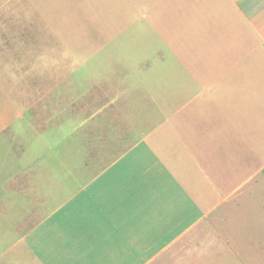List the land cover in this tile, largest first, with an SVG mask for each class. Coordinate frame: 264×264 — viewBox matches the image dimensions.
I'll use <instances>...</instances> for the list:
<instances>
[{
  "label": "crops",
  "instance_id": "obj_1",
  "mask_svg": "<svg viewBox=\"0 0 264 264\" xmlns=\"http://www.w3.org/2000/svg\"><path fill=\"white\" fill-rule=\"evenodd\" d=\"M111 17L129 92L71 10L0 0V264H264V0Z\"/></svg>",
  "mask_w": 264,
  "mask_h": 264
},
{
  "label": "rangeland",
  "instance_id": "obj_2",
  "mask_svg": "<svg viewBox=\"0 0 264 264\" xmlns=\"http://www.w3.org/2000/svg\"><path fill=\"white\" fill-rule=\"evenodd\" d=\"M118 0H52L53 8H61L64 10H71L74 17L82 18L78 23L81 37L80 41L84 40L89 43H98L103 47L100 60L97 61L103 75L102 82L106 84L110 82L108 79L111 75L113 84L116 85V91L129 92L127 88H132L135 84H129L126 80V74L134 72L133 65L130 64V56L126 48V37L122 35L118 40L112 39V25L115 17H111V10L117 9ZM122 17H119V25L122 24ZM143 22V18H138ZM118 44V45H117ZM76 61L89 59L91 51L75 49ZM86 52V53H85ZM95 61V60H94ZM134 63V62H133ZM96 66V64H94ZM78 67V66H77ZM77 78V75H75ZM111 83V82H110ZM119 89V91H118ZM199 246V245H198ZM188 244L184 250H187ZM188 252V251H187ZM183 252L175 262L178 263L189 261L193 256Z\"/></svg>",
  "mask_w": 264,
  "mask_h": 264
}]
</instances>
